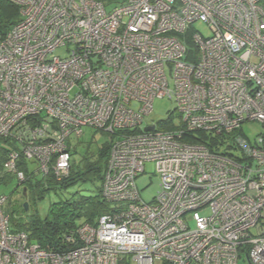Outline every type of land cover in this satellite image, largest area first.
Segmentation results:
<instances>
[{
    "label": "built area",
    "instance_id": "1",
    "mask_svg": "<svg viewBox=\"0 0 264 264\" xmlns=\"http://www.w3.org/2000/svg\"><path fill=\"white\" fill-rule=\"evenodd\" d=\"M10 2L19 19L0 34L3 171L23 191L31 174L68 175V137L93 128L113 142L101 184L110 209L66 235L69 249L12 230L0 195V264H264V131L252 142L236 132L264 127V0ZM158 98L175 102L172 129L143 126ZM198 131L231 147L184 139ZM147 161L160 180L149 203L135 183Z\"/></svg>",
    "mask_w": 264,
    "mask_h": 264
},
{
    "label": "trees",
    "instance_id": "2",
    "mask_svg": "<svg viewBox=\"0 0 264 264\" xmlns=\"http://www.w3.org/2000/svg\"><path fill=\"white\" fill-rule=\"evenodd\" d=\"M19 19L18 8L10 0H0V34L5 33ZM190 47V46H189ZM172 114L167 118L158 121L156 128L167 130L175 127L172 123ZM104 133V132H102ZM105 134V133H104ZM106 135V134H105ZM110 135V134H108ZM185 140L201 142L215 150L227 151L231 147L229 136H213L206 132L186 133ZM113 135L108 141L97 147L96 151L86 149L76 165L72 160L67 176L57 179L53 174L41 178L38 174L27 172L26 162L21 160L18 165L27 175H30L24 183L26 194L42 193L54 186L65 189L78 181H89L93 184L99 183L96 192L90 195H72L69 198L55 202L48 214L43 219L32 218L22 224V230L28 233L30 240L36 242L40 247L49 251H62L71 248L73 245L66 240V235L73 232L81 223L94 225L102 214L110 209L109 203L102 196L101 184L106 168ZM222 146V147H221ZM71 155L73 153L71 152ZM7 157V148L2 147L0 151V179H4L8 173L3 171V163ZM10 175V174H9Z\"/></svg>",
    "mask_w": 264,
    "mask_h": 264
},
{
    "label": "rangeland",
    "instance_id": "3",
    "mask_svg": "<svg viewBox=\"0 0 264 264\" xmlns=\"http://www.w3.org/2000/svg\"><path fill=\"white\" fill-rule=\"evenodd\" d=\"M114 6L113 4L108 6ZM193 29H197L202 33H206V28L201 23H195ZM189 37H187V40ZM191 46V43H188ZM60 57L67 56V48L60 47L55 51ZM133 108H138L139 104L136 102L132 103ZM175 102L169 98H158L152 103L151 113L145 117L143 126L151 123L158 122L165 118L170 113H175ZM264 131L263 125L258 121H246L240 129L236 132L246 137L250 142L262 134ZM106 134V135H105ZM102 133L100 130L93 128H85L84 133L81 137L70 136L67 138L68 145L71 146L72 160L76 165L80 164V159L85 153L86 149L90 151H96L105 141H108L110 135ZM31 170L35 169V164L31 162ZM159 177L154 172V163L147 161L144 163V172L140 173L135 179L136 186L139 190L142 201L149 203L153 200L157 191L159 190ZM99 183L93 184L89 181H78L73 185L59 189L54 186L49 190H45L42 193L32 194L30 191L24 196L23 191L17 186V180L12 175H6L4 179H0V195L6 197L4 202V211L8 214L10 219V227L12 230L22 229V224L28 222L32 218L43 219L48 216L52 205L59 200L66 199L75 195H90L96 192V188ZM27 202V209H24L23 203ZM202 214L207 215L209 211L207 209H200ZM193 226V225H192ZM253 233L257 232L254 228ZM129 264V262L125 263ZM156 264H162V261H157ZM238 264H248L245 256H242L238 261Z\"/></svg>",
    "mask_w": 264,
    "mask_h": 264
},
{
    "label": "water",
    "instance_id": "4",
    "mask_svg": "<svg viewBox=\"0 0 264 264\" xmlns=\"http://www.w3.org/2000/svg\"><path fill=\"white\" fill-rule=\"evenodd\" d=\"M152 129H153V126H147V127L144 128V130H152ZM23 195L24 196L26 195L25 188L23 189ZM23 207H24V209H27V202L23 203Z\"/></svg>",
    "mask_w": 264,
    "mask_h": 264
}]
</instances>
